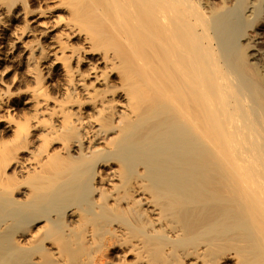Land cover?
Returning <instances> with one entry per match:
<instances>
[{
    "label": "bare ground",
    "instance_id": "obj_1",
    "mask_svg": "<svg viewBox=\"0 0 264 264\" xmlns=\"http://www.w3.org/2000/svg\"><path fill=\"white\" fill-rule=\"evenodd\" d=\"M225 2L0 0L4 61L59 143L23 158L28 123L0 143V264H264L258 6Z\"/></svg>",
    "mask_w": 264,
    "mask_h": 264
},
{
    "label": "rangeland",
    "instance_id": "obj_2",
    "mask_svg": "<svg viewBox=\"0 0 264 264\" xmlns=\"http://www.w3.org/2000/svg\"><path fill=\"white\" fill-rule=\"evenodd\" d=\"M250 1L251 4L254 6L253 8L250 4ZM200 2L206 8L207 11H211L212 9L218 8V6L223 5V3L224 5L229 4L228 2H225V0H200ZM247 2H248L247 4H249L248 7L251 6L252 8V9L250 8L249 13H251L250 12L251 10L255 9V5H257L258 7L256 14L252 13L253 15H255L254 16L255 18L253 17L252 14H250L252 17L250 15L247 16V19L250 18V21L248 19L250 24L248 25V28L246 27L247 29L244 30L243 32L244 37H242L240 43L242 45V49L246 59H248V61L258 69V71L260 72V74H262L264 78V5H263L264 0H247ZM0 29L3 28L0 27ZM10 39L7 41L8 45L11 44V41H13V39L11 40ZM6 48L9 50V47ZM7 49L5 50L0 46V143L5 145L13 144L12 142H14L13 141L14 136L13 133L10 131V128L14 126L13 124L16 125L17 123L18 124L28 123L29 127L32 126L31 128H29L30 132H29V136H27L28 144L26 143L27 148L25 147L23 149V152L20 153V155H22V157L25 158V156L27 157L28 155L26 153L30 154L29 151H31L30 155L34 156L35 154V156H39L37 154L38 151H40L41 153L40 148L44 149L45 147H47L45 145L46 143L42 142V138H46V135L44 133L45 131L44 124L47 120L45 116L38 117L40 118L38 120V118L35 117L33 111L34 100L31 99L30 95L32 93V90L35 89L34 87H37V85L34 82L35 80L32 78V76L30 77L25 74L24 69L26 68L24 69L19 67L17 68L15 67L16 65H14L15 64L14 62L12 63V62L4 61V51L6 52ZM16 52L15 54L13 53L12 56H16L18 54V53L16 54ZM49 83H50L49 79L46 81V83L44 81V84L47 87L45 88V91L47 93L50 92L51 87H53L54 89L56 88L55 85L57 84V81L54 82V85H52L53 82L51 84ZM35 123H38L39 126L37 127L36 125L34 127ZM43 141H45V139H43ZM40 145L42 146L44 145V147L42 146L40 147ZM47 148L48 150H51L52 148H53L52 150H57L59 148V143L52 144ZM26 188H27L26 185L20 186V190L22 191H25ZM95 199H97V196L95 195V193L93 194L91 193L90 197L88 195V198H86V201L90 202V201H94ZM85 203L84 205L86 206ZM65 219L66 218L62 219L63 223ZM120 250L121 249L119 248L112 249L110 252L108 251L109 253L108 252H106V254L104 253L105 254L104 256H106L107 258L109 257L113 261H117L121 256L119 253ZM133 256L134 255H131L126 258L128 262L127 264L129 263L135 264L134 262L135 259L133 258ZM78 258L80 259V257ZM78 258L76 260H79ZM152 264H157V263L152 262Z\"/></svg>",
    "mask_w": 264,
    "mask_h": 264
}]
</instances>
